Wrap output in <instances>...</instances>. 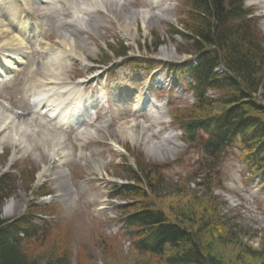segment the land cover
Returning a JSON list of instances; mask_svg holds the SVG:
<instances>
[{
	"label": "rangeland",
	"instance_id": "rangeland-1",
	"mask_svg": "<svg viewBox=\"0 0 264 264\" xmlns=\"http://www.w3.org/2000/svg\"><path fill=\"white\" fill-rule=\"evenodd\" d=\"M15 1L24 11L22 21L32 40L22 37L20 53L25 59L12 73L8 84L0 88V111L11 114L19 125H28L30 131L22 136V147L14 149L5 143L0 148V174L10 173L16 180L15 193L5 203L2 217L12 219L34 213L36 223L52 228L45 241L32 240L26 245L29 254L49 259L52 253L57 255L59 248L68 245L71 264H159L132 248L123 229L120 209L129 201L111 196L114 185L128 183L122 173L126 165L137 169V159L145 165L158 164L164 168L166 185L156 190L155 203L167 211L177 203L190 205L197 216L204 208L211 211L213 208L215 214L246 234L244 242L264 252L261 176L253 178L248 173L237 148L226 152L219 168L220 176L214 172L207 174L199 146L186 144L183 132L174 121L176 117L182 120L188 116L194 101L188 82L172 71L174 65L193 58L180 53L185 48L180 37L168 35L170 28L179 27L184 18V0H130L131 12L115 8V17L100 8L93 12L92 8L93 13L85 18L98 20L101 28L76 37L60 29L57 20L72 26L80 24L78 16L81 15L75 10L78 6L88 8L84 0H61L53 4ZM17 4L14 7L6 4L5 11L15 15ZM156 4H160L158 9L154 8ZM245 6L253 11L264 34L263 2L247 0ZM36 12H39L37 16ZM141 14L145 17L144 23ZM1 19L7 27L8 19ZM123 22L131 25L130 31L123 29ZM17 32L14 28L7 34L0 31V45ZM130 34H134L133 41ZM58 37L73 38L76 48L85 49L89 58L86 65L67 62L66 82L74 85L81 78L86 80L82 86L85 88H80L72 97L77 101L101 94L104 98L105 106L96 110L97 118L84 124L68 127L50 122L48 117L35 113L27 92L28 87L34 88L35 82L44 78L50 59L47 52L58 47ZM156 38L163 39L164 44L154 51L151 46ZM121 43L128 47L129 53L128 57L119 59L114 48ZM134 59L139 61L133 62ZM109 62L113 63L109 65ZM165 74L166 79L157 83L164 84V88L156 89L155 79ZM144 97L150 101L145 104L150 105L148 110L140 105ZM155 101L162 105L160 115L154 107ZM59 138L63 139L64 156L39 180V172L48 162L52 140ZM164 140L168 149L156 152L153 146ZM113 142L126 154L115 150ZM38 192H45L46 196L37 195ZM219 249L229 257L233 254L236 257L238 252H231L226 246Z\"/></svg>",
	"mask_w": 264,
	"mask_h": 264
},
{
	"label": "trees",
	"instance_id": "trees-1",
	"mask_svg": "<svg viewBox=\"0 0 264 264\" xmlns=\"http://www.w3.org/2000/svg\"><path fill=\"white\" fill-rule=\"evenodd\" d=\"M184 1V18L168 35L180 37L185 46L180 53L199 59L195 65L178 67L194 81L195 102L188 116L174 121L185 143L199 146L207 174L220 176L226 152L237 148L242 165L253 178L260 175L264 185V34L258 20L246 8V0ZM163 44L156 38L151 48L157 51ZM128 53L124 43L114 48L117 57ZM136 163L137 169L126 165L122 173L129 183L115 185L111 195L129 201L120 209L125 235L135 251L159 264H264V252L244 242L246 234L213 208H204L197 216L190 205L177 203L167 211L155 203L156 190L166 185L164 168L139 159ZM15 182L12 174H0V264H71L68 245L49 259L29 254L26 245L45 241L52 231L45 223H36L34 213L2 217L5 203L15 193ZM222 246L237 250L236 257L223 254Z\"/></svg>",
	"mask_w": 264,
	"mask_h": 264
},
{
	"label": "bare ground",
	"instance_id": "bare-ground-1",
	"mask_svg": "<svg viewBox=\"0 0 264 264\" xmlns=\"http://www.w3.org/2000/svg\"><path fill=\"white\" fill-rule=\"evenodd\" d=\"M42 2H46V4H53V2H60L61 0H38ZM264 0H261V3ZM84 3L88 5V8H81L77 7L76 12L79 13L81 16L79 17V23L77 26H72V24L67 23L66 21L58 22L60 29H64L68 33H70L71 37L79 36V33L84 32H91V31H98L101 28V24L98 20H95L92 17L85 18V16L92 14L96 11V9H103L105 12L110 13L111 15H114L115 8L119 9L120 11H129V5L132 3L130 0H127L126 3L121 4V2L117 1L114 2L113 0H84ZM6 4H12L15 5L14 2H4L3 4H0V31L1 34H7L9 31L11 32L15 26L11 18L8 16V14L5 11ZM85 6V5H84ZM160 7V4L155 5V9H158ZM95 9L93 12H90L91 9ZM63 9V7H62ZM39 13V12H38ZM36 12V15H38ZM47 14H43V16H46ZM27 17V16H26ZM142 20L144 23L145 17L142 16ZM1 18L8 19L9 23L6 25L3 24V20ZM28 19V18H27ZM78 21V19H77ZM111 21H115V19L112 18ZM110 22V23H113ZM119 24V22H117ZM123 29L130 31L131 25H129L126 22H123L121 25ZM39 27V25H37ZM12 28V29H11ZM18 29V34L19 28ZM14 32V31H13ZM14 35L10 38V40L4 42L1 45L7 46V50H3V61L5 62L6 66L8 68L16 69L19 64L24 61L25 56L21 54V47L23 46V39L20 37L21 35ZM75 35V36H74ZM131 38L130 40H134V34H130ZM57 44L58 47L54 50H50V52H47L49 54V60L47 61V72L45 73L44 78L37 82H35L34 88L29 87L27 92L33 96L36 100L35 108L40 107L41 105H45L48 103L50 106V113L52 116H62L64 109L67 111V115L62 118V121H66L67 123L71 124L73 123L72 120L69 118V116L73 117H80L83 114L86 113V105L85 102L80 103L74 101H67L68 98L73 94L74 89L75 93L79 92V89L81 88L80 85L68 87L67 83L63 79L67 75V67L69 61H77L80 64L86 65L89 63V58L86 55L85 49H77L75 45V40L73 38H65L61 39L60 37L57 38ZM30 42V41H29ZM66 60V61H65ZM2 74V73H1ZM82 83V82H80ZM87 86V85H86ZM76 87V88H75ZM55 88L59 89H65L64 92H55ZM75 97V96H73ZM142 103V100L140 101ZM79 108V109H78ZM161 113V112H159ZM66 117V118H65ZM79 119V118H78ZM83 120V119H82ZM88 120L84 119L82 123H87ZM81 120H79L76 124H79ZM30 131V128L28 125H25L24 127L16 123L13 116L11 114L5 113L3 111H0V148L5 143H10L14 149H17L18 147H22V143L20 142L22 136L25 134H28ZM169 139V138H167ZM166 139V140H167ZM163 141L162 144L153 146V149L156 150V152H163L166 151L168 148L165 141ZM63 145V139L59 138V140L53 139L52 140V147L48 151V162L45 163L41 171L39 172L38 179L41 180L47 172L50 171L52 168L51 166L55 163L60 162L64 156V151H62ZM113 147L115 150L119 152H124L123 148L113 142ZM26 149V148H25ZM28 149V147H27ZM126 153V152H125ZM14 157V156H13Z\"/></svg>",
	"mask_w": 264,
	"mask_h": 264
},
{
	"label": "snow or ice",
	"instance_id": "snow-or-ice-1",
	"mask_svg": "<svg viewBox=\"0 0 264 264\" xmlns=\"http://www.w3.org/2000/svg\"><path fill=\"white\" fill-rule=\"evenodd\" d=\"M3 50H0V57H2L3 56Z\"/></svg>",
	"mask_w": 264,
	"mask_h": 264
}]
</instances>
